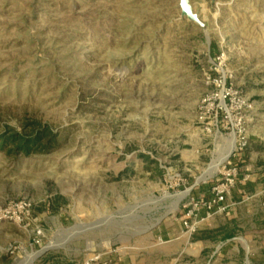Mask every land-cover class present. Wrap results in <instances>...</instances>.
I'll return each instance as SVG.
<instances>
[{
	"label": "rangeland",
	"instance_id": "obj_1",
	"mask_svg": "<svg viewBox=\"0 0 264 264\" xmlns=\"http://www.w3.org/2000/svg\"><path fill=\"white\" fill-rule=\"evenodd\" d=\"M179 1L0 0V134L37 122L58 136L47 156L0 154V210L25 204L0 224V264H264L250 196L183 224L232 136L198 123L215 80L241 92L245 137L264 143V0L192 2L209 43ZM227 224L231 240H193Z\"/></svg>",
	"mask_w": 264,
	"mask_h": 264
},
{
	"label": "built area",
	"instance_id": "obj_2",
	"mask_svg": "<svg viewBox=\"0 0 264 264\" xmlns=\"http://www.w3.org/2000/svg\"><path fill=\"white\" fill-rule=\"evenodd\" d=\"M221 57L223 58V55ZM214 85L215 90L206 95L201 101L197 114L198 123L204 126L203 129L206 133H210L213 128L217 130L219 125L222 124L225 127L230 126L234 137L232 153L233 157H235L242 154L248 146L241 123L243 115L247 109H250V105L246 104L241 92L227 88L225 77L215 80ZM230 116L231 118L233 117V121H231ZM233 122H237L235 126L232 125ZM220 167L219 176L212 184L209 198L191 201L183 216L185 220L183 223L184 227L190 234L196 231V223L192 221L197 220L200 212H204V219L200 220L204 221L210 219L214 214L224 213L229 207L226 202L235 188L238 168L232 163L230 158L226 159ZM22 207H25L23 202L7 204L3 210H0V224H19L20 218L16 215V211L22 209ZM261 208L264 209V203L261 204ZM39 234L40 232H38Z\"/></svg>",
	"mask_w": 264,
	"mask_h": 264
},
{
	"label": "trees",
	"instance_id": "obj_3",
	"mask_svg": "<svg viewBox=\"0 0 264 264\" xmlns=\"http://www.w3.org/2000/svg\"><path fill=\"white\" fill-rule=\"evenodd\" d=\"M58 147V136L50 127L32 122L24 125L20 131L5 128L0 134V154L10 161H17L18 158L29 159L34 156H47ZM200 235H194V241H219L225 242L231 240L236 234V228L225 227L214 231L199 232ZM264 255V253H263ZM53 260V258L44 257L43 261ZM6 262L5 257L0 258V263Z\"/></svg>",
	"mask_w": 264,
	"mask_h": 264
},
{
	"label": "crops",
	"instance_id": "obj_4",
	"mask_svg": "<svg viewBox=\"0 0 264 264\" xmlns=\"http://www.w3.org/2000/svg\"><path fill=\"white\" fill-rule=\"evenodd\" d=\"M264 143L258 141L257 143H248L244 155L240 159L236 156L231 160L232 163L238 168V176L231 196L227 199L226 204L229 206L224 212L227 213L233 207L244 203L245 197L250 196V199H255L259 206L260 212L264 214V209H261V204L264 203ZM239 164V167H238ZM199 182H194L189 188V192L200 193L204 192L202 199H208L210 196V185L207 189H204L199 185ZM247 194V195H246ZM215 215L220 214H214ZM204 212H200L199 217H203ZM211 217V218H212ZM209 220V219H208Z\"/></svg>",
	"mask_w": 264,
	"mask_h": 264
},
{
	"label": "water",
	"instance_id": "obj_5",
	"mask_svg": "<svg viewBox=\"0 0 264 264\" xmlns=\"http://www.w3.org/2000/svg\"><path fill=\"white\" fill-rule=\"evenodd\" d=\"M194 1H200V0H180L179 1L178 7L180 10V18L186 19L189 23H192V24L196 25L197 27H199L201 29V31L203 32V34L205 35L207 43H209V37L207 34L206 25L200 21L199 16L196 13H193L191 3ZM210 1L213 2L214 0H210ZM188 193H189V191H188ZM152 228L153 227H151L147 231L151 230ZM48 250H49L48 247L44 248L39 253V257L44 255Z\"/></svg>",
	"mask_w": 264,
	"mask_h": 264
},
{
	"label": "bare ground",
	"instance_id": "obj_6",
	"mask_svg": "<svg viewBox=\"0 0 264 264\" xmlns=\"http://www.w3.org/2000/svg\"><path fill=\"white\" fill-rule=\"evenodd\" d=\"M229 146H228V148H227V150H226V152H225V155H224V158H223V160L220 162V161H218V162H216V161H213L212 162V164H211V166H210V168H209V170L205 173V175L204 176H212L213 174H215V172L217 171V169H218V166H219V164L220 163H222V162H224L227 158H228V156L230 155V153L232 152V150H233V147H234V137L233 136H230V138H229V144H228ZM204 176H202V179H203V177ZM177 204V203H176ZM176 204H175V206H174V209H175V207H176ZM53 245H49L48 246V248H51ZM30 260L31 259H28V263L30 262Z\"/></svg>",
	"mask_w": 264,
	"mask_h": 264
}]
</instances>
